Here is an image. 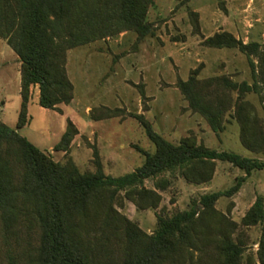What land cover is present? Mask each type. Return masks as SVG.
<instances>
[{
    "label": "trees",
    "instance_id": "obj_1",
    "mask_svg": "<svg viewBox=\"0 0 264 264\" xmlns=\"http://www.w3.org/2000/svg\"><path fill=\"white\" fill-rule=\"evenodd\" d=\"M154 0H0V38L19 61L21 104L15 127L0 120V223L5 241L14 240L8 264H243L247 242L239 223L215 208L221 196L235 194L246 177L264 170V125L256 107L245 99L261 94L264 110V56L257 42L244 43L226 30L202 42L213 48H236L248 57L253 83L237 82L226 74L205 78L198 68L178 88L190 110L219 134L225 122L238 126L241 145L260 156H244L198 143L193 135L177 143L154 131L143 114L142 125L152 152L143 151L140 166L122 175H106L94 152L96 169L82 172L71 158L55 161L23 137L28 123L31 87L38 89V104L58 110L73 99L74 87L66 70L69 49L132 31L140 40L154 34L147 20ZM197 17V13L192 14ZM197 21L194 31H198ZM260 65L256 70L254 60ZM260 76V86L257 82ZM119 109H92L90 117H114ZM78 130L67 121L55 150L68 152ZM227 162L243 175L227 189L201 196L189 208L156 216L151 233L143 231L118 210L128 200L136 209H156L170 178L186 182L211 181L216 162ZM168 174V177H164ZM153 187H145V179ZM261 224L255 260L264 264V199L257 196L240 225Z\"/></svg>",
    "mask_w": 264,
    "mask_h": 264
},
{
    "label": "rangeland",
    "instance_id": "obj_2",
    "mask_svg": "<svg viewBox=\"0 0 264 264\" xmlns=\"http://www.w3.org/2000/svg\"><path fill=\"white\" fill-rule=\"evenodd\" d=\"M239 11L247 15L245 20L250 24L264 22V0H154L147 13L154 34L138 40L135 32L126 31L69 49L66 70L74 87L73 99L59 104L60 111L46 109L37 102V87H31L28 123L19 133L55 161L71 158L82 172L96 169V151L104 173L112 176L133 171L142 164L143 151H153V144L134 114H143L154 131L173 143L193 135L198 143L210 148L260 156L241 145L234 121L225 122V129L214 133L203 117L190 110L177 85L179 79L186 80L196 68L200 78L226 74L234 81L253 83L245 54L236 48H213L202 42L216 32V27L243 19L236 14ZM194 12L197 17L192 15ZM196 21L198 31L193 29ZM252 60L259 70L258 59ZM259 77L256 79L260 86ZM19 88L18 57L0 38V120L10 127H15L18 120ZM261 96L262 93L249 92L245 99L254 104L264 125ZM103 106L120 112L110 118L91 119V110ZM68 120L78 132L65 153L54 147ZM241 175L243 172L237 167L217 161L208 183L196 185L179 175L171 177L168 187L159 191L162 198L156 209L138 210L124 200L118 210L151 233L158 213L172 215L185 210L202 195L229 188ZM153 182L145 179L144 186L153 187ZM257 196L264 199V170L252 172L235 194L221 196L215 203L217 210L239 223L238 230L247 242L243 264L248 258L255 260L261 224L245 227L240 222ZM14 245V240L5 241L0 227V264H8Z\"/></svg>",
    "mask_w": 264,
    "mask_h": 264
},
{
    "label": "crops",
    "instance_id": "obj_3",
    "mask_svg": "<svg viewBox=\"0 0 264 264\" xmlns=\"http://www.w3.org/2000/svg\"><path fill=\"white\" fill-rule=\"evenodd\" d=\"M236 14H241L243 19L239 20L238 23L233 22L231 24H222L221 26L216 27L214 31H220V30L229 31L236 38L241 39L244 43L257 42L260 44V48L263 51V56H264V22L258 24L257 23L250 24L245 20V17H247L246 14H242V12L240 11L237 12Z\"/></svg>",
    "mask_w": 264,
    "mask_h": 264
}]
</instances>
